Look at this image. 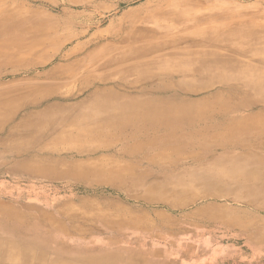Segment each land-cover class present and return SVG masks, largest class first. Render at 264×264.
<instances>
[{"label": "rangeland", "instance_id": "rangeland-1", "mask_svg": "<svg viewBox=\"0 0 264 264\" xmlns=\"http://www.w3.org/2000/svg\"><path fill=\"white\" fill-rule=\"evenodd\" d=\"M108 100L185 114L105 130ZM259 134L264 0H0L1 264H264Z\"/></svg>", "mask_w": 264, "mask_h": 264}, {"label": "bare ground", "instance_id": "bare-ground-1", "mask_svg": "<svg viewBox=\"0 0 264 264\" xmlns=\"http://www.w3.org/2000/svg\"><path fill=\"white\" fill-rule=\"evenodd\" d=\"M105 102L106 103L104 104H107V101ZM113 102L111 100H108V106H107L108 109L100 110L99 114L103 117V119H105V114H106L105 111H107V113L109 112L107 115V119L105 121H102L101 117L97 118V120H93L95 124H99V123L105 124V130L107 128H111L112 130H115L116 126L126 124L131 120H142L141 122H148V119L149 121L155 119L169 120L172 118H179L185 114L184 108L182 107L180 108V106L178 105H173L169 103L168 104H134V103L121 104V103H116V102L113 103ZM95 110L96 109L87 110V113H85L84 117H79V115H77L76 117L71 116V117H63L59 119V124L61 129L72 131L71 126H73V124L76 123L78 125V127L75 126L74 129L77 133L76 136L81 135L80 134V132H82L81 126L84 125L86 122L88 123L90 120L89 115H92L89 113V111L94 112ZM95 124H91V125H95ZM92 128L93 127L90 126L87 130L89 131ZM100 128H102V126H100ZM84 130L86 131V127H84ZM255 136H258L259 138L261 137L264 138V135H260V134ZM249 142L246 141V143L243 144L244 145L243 147L246 151H249L248 150ZM96 152H98L97 149L88 148V149H80L77 152L70 154L72 157L80 158L85 155L86 156L92 155ZM250 155L251 152L249 151V156ZM234 180H238L241 185L259 184L258 182L264 183V159L260 160L256 165H253L250 160H248V162L245 161V163L242 164V167L237 168V171H235ZM58 242L59 241H57V243ZM6 257L8 258L10 263L15 262V254L11 253V255ZM97 264H108V263L99 262Z\"/></svg>", "mask_w": 264, "mask_h": 264}, {"label": "crops", "instance_id": "crops-1", "mask_svg": "<svg viewBox=\"0 0 264 264\" xmlns=\"http://www.w3.org/2000/svg\"><path fill=\"white\" fill-rule=\"evenodd\" d=\"M42 213H45V214H47L48 215V221L49 222H53V221H57L56 219H55V217H53L51 214H49V213H47V212H42ZM0 219L1 220H3L4 219V216L2 215V214H0ZM57 222H59L60 224H62L60 221H57ZM63 225V224H62ZM63 226H67V225H63ZM21 249V248H20ZM34 249V247L33 248H31V250H30V252H28V256H22V257H26V258H28V262L29 263H31V264H35V262H38V260H35V254L36 253H38L39 252V250L37 249V251L36 252H33L32 250ZM16 253V254H18L19 255V250L17 249V248H13V249H11L10 250V253ZM49 250L45 253V256H46V259L44 260V261H42V262H51V260L52 259H56V258H50L49 259ZM23 253V252H22ZM65 257V256H64ZM31 258H33V259H31ZM66 258V257H65ZM64 258V260L63 259H58V260H63V262H68V260L70 259L69 257H67V259H65ZM1 264V263H0ZM3 264H17V263H15V262H12V263H3Z\"/></svg>", "mask_w": 264, "mask_h": 264}]
</instances>
